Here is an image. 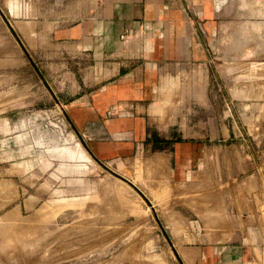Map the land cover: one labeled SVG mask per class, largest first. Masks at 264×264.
Here are the masks:
<instances>
[{"label":"rangeland","instance_id":"374dc122","mask_svg":"<svg viewBox=\"0 0 264 264\" xmlns=\"http://www.w3.org/2000/svg\"><path fill=\"white\" fill-rule=\"evenodd\" d=\"M221 4L207 83L226 139L205 160L195 204L186 188L148 185L145 148L133 157L93 153L52 100L35 53V22L55 8L0 0V141L15 138L19 160L14 185L0 170V264H185L178 250L192 222L205 240L258 238L250 223L264 238V0ZM182 108L187 118L206 112ZM22 142L33 152L28 165ZM10 156L0 145V160Z\"/></svg>","mask_w":264,"mask_h":264},{"label":"crops","instance_id":"0c3cea01","mask_svg":"<svg viewBox=\"0 0 264 264\" xmlns=\"http://www.w3.org/2000/svg\"><path fill=\"white\" fill-rule=\"evenodd\" d=\"M192 1L191 8L184 0H40L56 11L35 22L34 43L42 71L52 81V100L65 107L75 131L92 141L94 154L133 157L145 148L153 184L148 185L169 184L172 194L186 188L195 195L189 201L197 204V190L191 187H199L197 177L207 169V156L220 137L226 139L224 132L220 136L207 83L224 0ZM183 106L206 112L194 111L195 118H187ZM28 135L24 129L22 136ZM14 140L9 135L0 141L11 154L0 160L8 164L0 170L6 171L3 178L9 185L19 169L12 156L18 149ZM22 145L27 154L22 163L28 165L30 144ZM192 226L178 250L185 264H264L259 225L250 223L248 230L258 238L232 240H205L195 222Z\"/></svg>","mask_w":264,"mask_h":264},{"label":"bare ground","instance_id":"6f19581e","mask_svg":"<svg viewBox=\"0 0 264 264\" xmlns=\"http://www.w3.org/2000/svg\"><path fill=\"white\" fill-rule=\"evenodd\" d=\"M152 168H153V167H152ZM154 170H155V169H154ZM162 183H163V182H162ZM150 184H151V183H150ZM151 185H153V184H151ZM151 185H150V186H151ZM162 185H163V184H162ZM167 185H169V184H167ZM167 185H165L164 187H167ZM199 187H200V184H199ZM168 188H169V187H167V189H168ZM192 188H193V189H196V188H198V187H195V188H194V187L192 186V187H191V190H192ZM201 188H202V187H200V189H201ZM200 189H196V190H200ZM191 190H190V191H191ZM196 190H195V191H196ZM199 192H200V191H199ZM194 193H195V192H194ZM197 193H198V192H197ZM192 194H193V193H192ZM200 194H201V193H199V196H200ZM197 198H198V197H197ZM194 203H195V202H194ZM195 204H196V203H195ZM171 218H172V217H171ZM170 220H171V219H170ZM172 220H174V219H172ZM175 220H177V219H175ZM175 220H174V221H175ZM171 223H172V222H171ZM176 223H177V222H176ZM176 223L174 222V225H175ZM171 225H172V224H171ZM177 225H178V224H177ZM177 225H176V226H177ZM176 226H174V227H176ZM180 227H181V226H180ZM180 227H179V228H180ZM177 228H178V226H177ZM175 229H176V228H175ZM179 230H180V229H179ZM182 230H183V229H182ZM180 231H181V230H180ZM180 231H178V232L180 233ZM176 232H177V230H176ZM181 232H183V231H181ZM176 234H177V233H176ZM181 234H182V233L177 234V236H178V235L181 236Z\"/></svg>","mask_w":264,"mask_h":264},{"label":"built area","instance_id":"2783aa9c","mask_svg":"<svg viewBox=\"0 0 264 264\" xmlns=\"http://www.w3.org/2000/svg\"><path fill=\"white\" fill-rule=\"evenodd\" d=\"M191 8H192V5H191ZM139 29H141L140 26H139V28L137 30H129V31H127L125 33V35L123 36V39L126 40L130 35L136 34V31H138Z\"/></svg>","mask_w":264,"mask_h":264}]
</instances>
